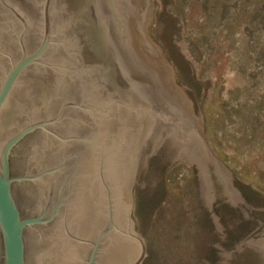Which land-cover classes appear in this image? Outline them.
<instances>
[{
	"label": "water",
	"instance_id": "95a60500",
	"mask_svg": "<svg viewBox=\"0 0 264 264\" xmlns=\"http://www.w3.org/2000/svg\"><path fill=\"white\" fill-rule=\"evenodd\" d=\"M154 0H0V264H142L133 196L161 144L243 205L148 35Z\"/></svg>",
	"mask_w": 264,
	"mask_h": 264
},
{
	"label": "rangeland",
	"instance_id": "374dc122",
	"mask_svg": "<svg viewBox=\"0 0 264 264\" xmlns=\"http://www.w3.org/2000/svg\"><path fill=\"white\" fill-rule=\"evenodd\" d=\"M154 1L148 35L244 204L200 200L161 144L132 193L142 264H264V0Z\"/></svg>",
	"mask_w": 264,
	"mask_h": 264
},
{
	"label": "bare ground",
	"instance_id": "6f19581e",
	"mask_svg": "<svg viewBox=\"0 0 264 264\" xmlns=\"http://www.w3.org/2000/svg\"><path fill=\"white\" fill-rule=\"evenodd\" d=\"M180 91V90H179ZM181 92V91H180ZM181 94H182V92H181ZM183 95V94H182ZM188 100V99H187ZM189 102V101H188ZM190 103V102H189ZM190 105H191V103H190ZM198 121V120H197Z\"/></svg>",
	"mask_w": 264,
	"mask_h": 264
}]
</instances>
